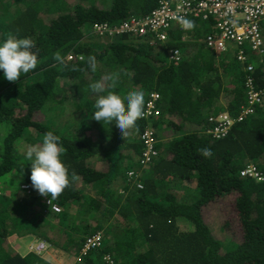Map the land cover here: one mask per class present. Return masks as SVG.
Wrapping results in <instances>:
<instances>
[{
  "label": "trees",
  "instance_id": "16d2710c",
  "mask_svg": "<svg viewBox=\"0 0 264 264\" xmlns=\"http://www.w3.org/2000/svg\"><path fill=\"white\" fill-rule=\"evenodd\" d=\"M156 4L0 0V41L30 37L38 54L37 67L17 81L0 70V264H55L44 255L14 250L9 238L31 233L74 257L70 264H264V180L241 174L254 164L264 177V101L238 119L248 104L247 73L232 54L217 55L197 43L217 33L218 19L203 13L189 18L195 27L175 26L164 43L128 34L116 41L95 37L98 23L139 19ZM176 49L178 62L171 58ZM57 53L63 64L53 59ZM249 53L254 81L264 88V56ZM89 55L96 58L95 71L80 59ZM112 75L118 79H109ZM100 80L105 94L122 99L131 90L142 91L144 108L151 94L159 93L160 112L138 119L123 138L115 122L93 119L97 95L89 85ZM221 114L236 122L224 135L208 133L217 122L210 117ZM166 127L176 136L163 139ZM146 128L158 139L150 164L143 162L140 139ZM49 131L61 138L69 174L56 199L33 188L30 162L21 153L23 142L39 145ZM205 148L210 157L202 155ZM26 182L31 192L22 191ZM227 196L229 216L218 231L206 212ZM232 222L241 228L240 240L223 237ZM97 232L102 244L84 252L87 238Z\"/></svg>",
  "mask_w": 264,
  "mask_h": 264
},
{
  "label": "built area",
  "instance_id": "2783aa9c",
  "mask_svg": "<svg viewBox=\"0 0 264 264\" xmlns=\"http://www.w3.org/2000/svg\"><path fill=\"white\" fill-rule=\"evenodd\" d=\"M155 8L148 14L139 19L127 18L126 20L111 24L103 21L95 26V31L100 36H120L128 34L137 38H146L151 44L157 42L164 43L169 37V31L175 26L183 29L178 23V18L183 16L187 19L199 17L203 13L204 17L213 15L218 19L217 33L209 34L206 39V45L216 52H225L234 47L237 53V59L245 64L247 77L245 80L248 104L244 105L240 119L244 114L253 112V105L264 101V88L259 87L252 76L255 70L251 62L249 51L257 52L264 56V0H156ZM242 20L240 23L239 21ZM171 58L178 62L181 59L179 50L171 54ZM67 59H73L68 55ZM160 94L154 92L151 94L144 108L143 116L157 115L160 111L157 106V100ZM211 121H217L215 126L208 129L207 132L215 136H221L227 133V130L236 122L229 114H221L218 117H210ZM140 139L143 143V162L150 164L158 154L157 135L146 128L140 133ZM134 175V171L129 172ZM242 175L255 177L263 181L264 177L259 173L254 164H249L241 171ZM143 188L142 184H139ZM22 191L31 192V185L26 182L21 185ZM50 202V201H48ZM54 210H60V206L54 205ZM103 241V235L97 232L87 238L84 252L94 246H100ZM34 250L39 255L48 252L50 244L44 239L37 238L33 242ZM110 260L111 258L108 257Z\"/></svg>",
  "mask_w": 264,
  "mask_h": 264
},
{
  "label": "clouds",
  "instance_id": "9594fccd",
  "mask_svg": "<svg viewBox=\"0 0 264 264\" xmlns=\"http://www.w3.org/2000/svg\"><path fill=\"white\" fill-rule=\"evenodd\" d=\"M178 23L185 30L195 27L194 21L183 16L178 18ZM115 37H122V35L106 38ZM34 48L35 42L30 37L18 38L15 35H9L0 41V70L3 72V77L14 82L19 80L22 73L26 74L35 69L38 54L33 51ZM53 59L61 64L64 63V57L60 53H57ZM80 59L86 61L90 70H96L95 56L89 55L86 58L81 56ZM109 79L116 80L118 77L112 75ZM89 88L97 95L93 119L108 125L115 122L116 129L125 138L136 127L137 120L144 115L143 92L131 90L122 99L114 92L105 94L106 89L102 80L90 84ZM60 140L58 135L49 131L44 135L41 144L29 146L25 153L26 159L31 162L30 180L33 188L40 195L48 196L50 199H56L69 184L68 169L61 159L63 147ZM201 153L204 157L212 155L211 150L207 148L202 149ZM32 236L37 240L36 235L32 234Z\"/></svg>",
  "mask_w": 264,
  "mask_h": 264
},
{
  "label": "rangeland",
  "instance_id": "374dc122",
  "mask_svg": "<svg viewBox=\"0 0 264 264\" xmlns=\"http://www.w3.org/2000/svg\"><path fill=\"white\" fill-rule=\"evenodd\" d=\"M239 22L241 23L242 20H240ZM98 36H100V34H98L95 31V37H98ZM100 37H103V40H105V39L109 40L108 38H106V36H100ZM119 39H120V37H115L111 40L116 41ZM137 40H140V39L137 38ZM233 61H234V59H233ZM236 63L239 64V62L237 60H236ZM65 105L67 106V104H65ZM68 111H69V107L67 106L66 112L64 115L68 114ZM162 132L163 131H161V137L164 139L166 134H165V132H163V134H162ZM28 147L29 146L26 145V142H23V144L21 146V153L24 156H25V153H26V150ZM25 160L28 161L26 159V156H25ZM28 162H30V161H28ZM29 166L31 167V162H30ZM231 203H232V199L227 196V197H224L223 199H220L216 203H212V204L208 205L209 209L206 212V219L210 225H212L213 227H218L219 228L218 231H220L222 229V225L225 224L226 216L227 215L229 216V210L231 208ZM235 224L236 223L232 222L230 224V229H229L227 235L223 236L227 240H234V239L240 240L242 238L241 228L238 224H236V225ZM59 238L62 239L63 243L67 240L65 238L64 234L60 235ZM9 241H10L12 247L14 248V250L20 249V252L24 253V254H27L31 250L35 249V248H33V242H35L36 239L32 236V233L24 235L22 237L16 236L14 234L9 238ZM47 254L50 255L49 257H46L48 259H51V254L58 256V259L51 260L55 264H70L71 261H73V259L75 260V258L72 256L70 257V255H68L66 251H64L58 247L51 246V245H50V249L48 250V253L43 254L44 257L47 256Z\"/></svg>",
  "mask_w": 264,
  "mask_h": 264
},
{
  "label": "crops",
  "instance_id": "0c3cea01",
  "mask_svg": "<svg viewBox=\"0 0 264 264\" xmlns=\"http://www.w3.org/2000/svg\"><path fill=\"white\" fill-rule=\"evenodd\" d=\"M209 34H211V33H209ZM208 34V35H209ZM208 35H206V36H203L202 37V39H199L198 41H197V43H201V44H204L206 47H208L207 45H206V43H205V39H206V37L208 36ZM209 48V47H208ZM214 51V50H213ZM216 52V51H215ZM217 53V55L218 54H228V53H230V54H232V58L233 59H235V60H237L238 62H239V65L244 69V72L246 73V71H245V64L244 63H242V62H240L238 59H237V53H236V49L234 48V47H232L231 49H229L228 51H225V52H216ZM236 57V58H235ZM254 64V63H253ZM246 77H247V74H246ZM245 80H246V78H245ZM245 80H244V86H245V90H246V85H245ZM226 98H225V96H223V102H225V101H227L226 99L228 98V96L229 95H227L226 94ZM246 97H247V91H246ZM246 101H247V99H246ZM163 132H165V138L166 139H170V138H173V137H175L176 136V133H175V130L172 128V127H166L164 130H163ZM19 237H22V236H19ZM37 237V236H36ZM50 249V248H49ZM17 252H20V249H17L16 250ZM21 253V252H20ZM46 253H48V252H46ZM45 253V254H46ZM22 255H25L24 253H21ZM50 255L49 254H47V256H45V257H49ZM48 259V258H47ZM56 259H58V256L57 255H53V254H51V259H49L50 261L51 260H56Z\"/></svg>",
  "mask_w": 264,
  "mask_h": 264
}]
</instances>
